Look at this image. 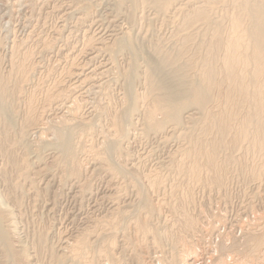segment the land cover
<instances>
[{"label":"rangeland","instance_id":"rangeland-1","mask_svg":"<svg viewBox=\"0 0 264 264\" xmlns=\"http://www.w3.org/2000/svg\"><path fill=\"white\" fill-rule=\"evenodd\" d=\"M147 1L119 0L118 3V0H0V4L3 5H0V14L4 13L0 15V76L2 75V78L6 75L8 78V80H6L8 81V85L11 83V85H7V87L10 88V90H16L14 94V100H12L13 104L11 101V110L9 109L10 113L13 116L12 118L14 119V125L16 126L13 125V128H9L8 130L5 127V131L3 130L2 126L0 127V197L4 201V206L8 209L9 212H11V219L2 221V224L4 226L5 224L9 225V221L15 224L14 225L13 223H11L13 226L11 225L9 227V231L12 237V244L15 246V249L25 248L26 253L28 254V260L26 261H24L23 259L21 260L20 258L17 259V257H13L14 259L16 258V262V260L6 258L5 252L3 251V248L1 249L0 245V264H56V257L63 256V254H65L66 256L69 255L67 254L69 252L64 249L67 243H71V241L81 237V235L85 236L88 234L91 236L90 238L88 235V241L90 239L92 240H90L91 242L89 241V244L91 245L86 249V252H84L82 256L84 257L89 249L88 254H86L87 257H81L80 261L79 259L74 260L67 256V259L63 261V264H87V262H89V264H108L109 262L106 260L110 259H112V261L110 260L109 264H141V260L143 264H150L151 262L152 264H157L158 262L154 259L158 256L159 264H167L166 261L168 262V264H172L173 262L171 263V261L174 259L176 264H178V262L180 264L182 262H187L184 264H216L214 261H219L218 263L221 264V257H225L224 260L227 259V264H236L235 262H239L237 264H240L242 260L240 261L239 258H246L244 260L246 261V264L247 260L248 264H262V262H264V257H261V260L259 259V257L264 254V252H260L264 251V243H262L264 242V144L263 148H261V151H257L259 148L255 149L251 147V144L249 143H251L252 133L250 132L252 131V127L249 128L248 131L250 132L248 133L250 134H248V137H246L245 139L247 140L248 138V141L243 140V145L241 142L239 145H235V149L233 148L234 146H224L225 148L222 147L220 148L221 151H218V162L219 164L223 165L221 170L223 178L220 184L216 183L215 185V183L212 184L211 181L208 182V180L211 179L209 177H211L210 175L212 174V170L207 169L206 166V169H203L204 166L201 167L202 170L200 169V177L202 176L201 179L203 181H191V179L194 178H192V175H190L191 172L188 169L192 164L190 163L192 161L188 160H192V156L194 155V153L190 152L193 151V149L191 150V146L193 145L192 143L194 139H196V137H200L202 140H204L205 138V141H210L213 139V137H216L215 131H209L206 133V135L205 133H203L202 125L204 124V121L202 122V120H204L203 118L205 115L203 114L201 116L202 112L194 108H187L181 113V121L179 123H174L172 120L167 119L165 126L160 130L151 129L148 125L149 119L147 118V111H149L148 108H151V106L154 104L152 95L149 94L146 87L147 85L145 73L147 72L146 70H148V65H150L148 56H153L155 58L156 56H158L154 53L156 48H158L156 50L158 54L159 48H162L164 52L170 51L171 54H175L176 58H178L177 61L181 62V60L183 59L180 65H184V60L186 59L193 61H196V59H198L199 62L201 61V58H204L205 55H207V48L205 44V40L207 37L204 38L202 36L205 34L202 33L204 29H206V27L210 29L211 27H214V24H218L220 26L223 21V24H221L220 27L223 31L222 33L226 35L228 30L230 29V21L232 20L228 17H232L234 14H236L234 12L239 13V11L241 10H239V8H236V5H234V0H232L234 2L233 4L231 0H220V2L218 0H178L174 3V6H171L172 8L170 7V9L168 8L166 10L157 6L156 3H153L154 0L149 1V3L151 4H149ZM60 5L63 7H61ZM182 5L185 9L182 8ZM199 5H204V7L206 8L209 7L208 10L211 9L209 10V13L210 17L212 18H210V21H212L209 23V26L205 27V24L204 26H202L203 23H201V21L195 22L194 25H186L183 22V19L186 18V15H188V13L194 7ZM177 7H180L182 11L180 9L179 10L181 12L178 11ZM159 8L162 10H160ZM187 9H189V11ZM184 10L186 11V14H183L185 12ZM240 14H244V11H241ZM242 16V20H246V22L243 21V25L245 26V24L248 23L249 19L245 14ZM215 18L218 20L216 21ZM181 21L184 24H181ZM216 22H220V24ZM6 23L8 25H6ZM184 25H186L187 28L185 26V29L182 30V28H184ZM184 35L191 36H188V38L190 39H188L187 42H185L184 40ZM20 36L23 37L21 38ZM179 36H182V39ZM124 38H126L125 42H123ZM178 40L180 41L179 43ZM182 40L187 43L186 45L189 48L185 45V43H181ZM21 41H23L24 43H22ZM21 43L23 45H21ZM47 44H50L49 49H47ZM15 45H18V51L16 50L17 46L15 48ZM183 45H185L186 47ZM19 46L21 47V49ZM43 46L47 49V51L45 48L43 49ZM182 46L183 49H178V47ZM11 47H13L14 50L11 49ZM162 49L160 50L161 52L159 56H162L164 53ZM197 49L200 51H197ZM11 50H13L12 52L14 53H12ZM19 50L21 53L27 54L28 57L29 55H32V57L30 56L31 58H28L32 63L29 62L26 56V60L24 61H26L25 65L27 64L28 66L23 65L24 61L20 64L19 59L20 61H22L25 54H21ZM185 50H188V52ZM28 51L33 52H30V54H28ZM174 52H176L177 54ZM12 54L13 56H15L13 57ZM17 54H21L23 56L21 57V55L18 56ZM179 54L181 56L185 54V56H182L180 60L181 56ZM10 55L14 59L16 58V62H14L12 57L10 58ZM191 55H193V58L191 57ZM10 61L12 63H15L16 65H18L19 63L22 67H20L19 69V65L16 68L14 67L16 65H12V67L10 66ZM187 62L185 65L186 67L184 66L186 68V74L188 72ZM32 65L35 66V69ZM10 69H12V71H10ZM20 69L25 72L20 74ZM30 69L34 71H31ZM197 69L198 66L197 68H194L192 70L197 71ZM165 70L167 73L164 72ZM165 70L163 71L165 75L169 72V75H166L167 77L173 80H177L178 74L176 75L174 73H178V71L176 72L172 70L171 74V69ZM188 70L189 72H191H188L189 78H196V72L194 73L190 68H188ZM9 71L11 72L10 74L7 73ZM28 71H31L32 73H29ZM104 72L106 73V75ZM193 73L195 74V76H193ZM22 74L27 75V79H30L28 80V82L27 80L24 81L25 86L22 85L23 81H21L22 90L20 92L17 90V84H20V82L18 83V81H20L19 78H21L20 75ZM170 74L173 78L170 77ZM10 75H12L13 77L16 75L19 76V78L16 76L13 78ZM173 75H175L176 77H174ZM9 79H12L10 83ZM13 79H16L15 83L13 82ZM12 87H14L15 89H13ZM47 89L51 90L48 91ZM16 93H18V95ZM22 93H25L24 96ZM58 93H60L61 95ZM32 94L34 95L33 97ZM56 94H58L59 97H57L60 98V100L56 97ZM15 95L18 97L22 95V98H19L18 100V97L15 98ZM54 95L55 97L53 98V101L51 97ZM131 95L132 97L135 96L137 98L135 103L136 106H134V104H131L130 106L129 104V98ZM148 95H150L152 99H150ZM47 97L49 99H47ZM24 98L25 100H23ZM64 98H67L68 100H65ZM28 99L32 100H30V104L34 106H31V109L33 110H31V112L34 115H37L40 111V116L38 115L39 119L41 120L42 118V121L43 119H47L43 122H48V125H50L49 128L53 127L56 123H59V121L63 118V120L68 119L70 125L76 129L75 131V129L73 128L74 134H72L73 144H77L76 146L74 145L76 148L74 153L75 157L73 156L72 158H77L78 162H76V159H74L75 161L71 159L73 163L70 161L68 163L69 165L72 164L70 166L66 163L65 160L61 161L66 164L60 163L59 158H62V156H59V147L56 144L42 147L39 151H36V145L39 142V139H37L39 137V129H33L32 127H30L28 129H32L30 131L27 130L28 132L25 133L24 137L21 138L19 129L25 118V115L22 113H25V109L28 108L26 105ZM34 99L35 102L33 101ZM44 100H48V102ZM52 102L56 104H52ZM45 103H48L50 105L49 106L47 104L49 109L47 105H45ZM214 103L215 102L211 101L209 104L210 110L212 111L217 110L215 109L216 107H214ZM244 109L246 110V107L241 108V110L239 111V117L246 113ZM41 114H43V117H41ZM156 114L157 116H159L157 117ZM156 114L155 116L157 118H162L163 116L160 115L161 113L159 111H156ZM90 119L92 120L89 121ZM53 121L55 122V124ZM51 122H53V124ZM71 122H73V125L71 124ZM119 125L122 129L121 131L120 128H118ZM76 127L79 128L77 129ZM80 127L83 128L80 129ZM42 130L47 131L46 128H42ZM210 132H212V134ZM51 135L52 132H50V130L47 131L46 136L50 137ZM113 137H117V139H114ZM76 138L80 141H76ZM189 139H191L192 141H189ZM246 146L248 148L250 146L251 149L249 148V150H245L247 148ZM252 149L255 150L253 151ZM227 150L229 152H227ZM230 151H232V153ZM96 152H99L98 154L101 156H99ZM188 153L190 154L188 155ZM182 154L184 155L182 156L183 158L181 157ZM25 155L27 158L25 157ZM96 155H98L100 158L102 156H106L107 160L105 157L100 159ZM227 156H229L230 159ZM23 157L26 158V160L29 159L27 161H29L28 163H30L28 165V167L30 166V172L27 171L28 168L26 172L22 171L23 169H26L23 168L26 161L22 160ZM103 159H105L106 162H104ZM108 160L109 164L111 163L110 169L107 162ZM180 160L182 161L179 162ZM228 160H230L231 162ZM79 161L82 163H79ZM101 164L104 166H101ZM177 164L182 165L177 166ZM19 165L23 166L20 167ZM63 165L66 169H64ZM98 165L101 168H96V166ZM17 166H19V168ZM76 166L79 169H76ZM182 166H184V168ZM68 167L75 169L77 171L76 174L70 175L68 172H66L68 171ZM178 167L180 168V171L182 170V173L177 170ZM114 168H116V170ZM185 168H187L186 171L184 170ZM252 168H254L253 171L251 170ZM255 168H257V170ZM261 168H263V173ZM106 169L108 170V172ZM20 170L21 173L19 172ZM60 170L66 173H62ZM254 170L256 172H259L261 174H259L260 177H262L260 178L258 177V175L253 177L252 173L254 172ZM186 172L188 174L190 172V174L188 175L186 174ZM204 172L208 176L206 175L205 177ZM21 174L24 176H22ZM62 174H64V182ZM22 177H26L27 179ZM59 181L61 184L59 183ZM155 181H157L158 183ZM13 183L17 184L18 186ZM203 183H205V185L207 186H205ZM221 183H223V185H221ZM157 184L160 188L157 187ZM137 187H139L141 190ZM118 189H121L120 192L122 194L118 191ZM138 189L140 190V192L142 191V193H140ZM117 194L118 196H120V199L118 198ZM144 201H149L155 207V209L152 210L149 209V207H147V209L145 207ZM116 211L117 213H115ZM185 214L188 215V217ZM110 215L113 217H111ZM145 216L147 217V219L149 218L148 222L150 223V227L153 224L152 228H155L154 230H158L160 232L159 236H161V238L159 239L161 240V242L159 241V246L157 244L156 246L151 243V240L153 241L151 235H146L145 238L143 237L144 234L135 230L136 226L133 225V223L135 224L137 220H140L139 218H141V220H145ZM179 217L180 220H177V218ZM191 218L192 220L193 218L195 220L192 221ZM105 219L110 222H107ZM110 219H112V221ZM95 220H97L98 222ZM115 220L117 221V223L115 222ZM187 220L190 222L195 221L194 223H191V228H188ZM256 221L260 222V224L263 226L261 227V225ZM104 224L107 226V228ZM96 226L98 227V229L96 228ZM108 226L109 228H111L109 229ZM256 226L259 228L257 229ZM200 228L202 229L200 230ZM95 229L97 230V232H99V238L102 235L104 236L103 239H101L102 237L100 239L98 238V233ZM111 229L112 232H114L115 234L117 233V236L111 233V237V234L106 232V230ZM94 230L95 232H93ZM253 230L258 234L259 232L260 234L262 233V235H258ZM100 231L102 233H100ZM136 231L137 233H135ZM208 231L211 232L209 233ZM252 231L254 234H252ZM38 232L41 236L45 234L43 236L44 238L46 236V238L44 239L46 242L44 241V244L40 249V245H38L37 243V239L40 238ZM42 233L44 234L42 235ZM96 233L97 236L94 237ZM207 233L210 234L211 237ZM206 234L209 236V238H206L208 237ZM38 235L39 237L37 238ZM137 235H142L144 240L142 237H138ZM247 235H251V237L258 236L261 240L259 241L260 251H256L258 253L253 251L257 255H253L254 253L252 252L251 248L254 244H251L250 242H253L254 240L255 243V240L258 239V237H252L253 239L251 238L252 240H250L248 239L250 237ZM107 236L108 238H105ZM183 236L186 238H184ZM201 236L204 237L206 241ZM164 237L166 238L164 239ZM244 237L245 239H248L247 241L250 245H246L245 243L243 245L242 242L240 243V241ZM93 238H95L94 240L97 241L94 242ZM104 238L106 239V241L108 239L111 240H108L109 242L104 241V243ZM114 239L117 241H115ZM245 239L242 241H246ZM135 240L137 241L134 242ZM185 240H188V243H185ZM98 241L101 242V244ZM137 242L142 243L139 245V243ZM182 242L184 243V245ZM231 242H233V245L231 244ZM237 243L238 245H236ZM35 244L38 246H36ZM105 244H108L109 246L112 245L110 246L112 248L110 249L108 245L106 246ZM189 245H192L190 246L191 248L196 247V249H198H190ZM114 246L116 247L114 248ZM131 246L132 248L130 249ZM134 246L136 247L134 248ZM218 246L219 249L221 248L220 250L217 249ZM229 246H231L232 248H230ZM238 246H240L241 249ZM243 246L246 247V250L248 248L249 249L245 251ZM140 247H143V249H141ZM227 247L228 249L232 250L230 252L229 250L226 251ZM233 247L235 248L233 249ZM42 248H45V251ZM100 248L102 249L101 252L99 250ZM187 248L190 249V253H183V251ZM94 249L97 251H95ZM135 250L139 251L136 252ZM194 251H197V253H195ZM248 251H250L251 255L255 257L247 255L250 254V252L247 253ZM96 252L97 257L95 258ZM106 252L107 257L105 256ZM184 252H186V250ZM55 254L61 255L57 256ZM237 254L239 257L237 256ZM259 254L261 255L259 256ZM65 255L63 257H65ZM217 255L222 256H220V258L216 257L217 259H215V256ZM230 255H232L231 258ZM53 256L55 260L53 259ZM212 256H214L215 260L212 258ZM233 256L236 257L232 258ZM256 256H258V258ZM92 257L95 259V262L92 260ZM249 257L250 259L255 258L253 260L255 262L256 260H259L257 263H255L252 261V259L250 260ZM160 258L162 260H160ZM84 259H87V261H85ZM182 259L185 260L183 261ZM78 260L80 263L78 262ZM210 260L211 263L209 262ZM233 260H235L234 263H232ZM249 260L253 263L249 262ZM162 261L164 263H161Z\"/></svg>","mask_w":264,"mask_h":264},{"label":"bare ground","instance_id":"bare-ground-1","mask_svg":"<svg viewBox=\"0 0 264 264\" xmlns=\"http://www.w3.org/2000/svg\"><path fill=\"white\" fill-rule=\"evenodd\" d=\"M8 1V0H7ZM24 1V0H23ZM147 1V0H146ZM150 1V0H149ZM149 1H147L148 3H149ZM178 0H154L153 1V3H156L157 4V6H159L160 8H163V9H170V7L173 5L174 6V3L175 2H177ZM185 1V0H184ZM189 1H191V0H189ZM202 1V0H201ZM219 2H220V0H218ZM222 1V0H221ZM232 1V0H231ZM235 1V3L232 1V4L234 3V5H236V8L238 9L239 8V10H241V11H244V14L246 15V17H248V19H249V21H248V23L247 24H245V26L243 25V21H245L246 22V20H242V18L241 17H243L242 15H244V14H240L241 13V11H239V13H237V12H234V13H236V14H234L231 18L230 17H228L229 19H232L230 22V29L228 30V32L226 33V35H224V33H222L223 31L221 30V24H223V21H222V23L220 24V22H216V23H219L220 24V26L218 25V24H214L213 26L214 27H211L210 29L208 28V27H206V26H209V23L212 21H210V11L209 10H211V9H209L208 10V8H206V7H204V5H199V6H196V7H194L189 13H188V15H186V18L185 19H183L184 21V23L186 24V25H191V24H193L194 25V23L195 22H197V21H201V23H203V25L202 26H204V24H205V27H206V29H204V31L202 32L204 35H202L204 38H206V40H205V44H206V48H207V55H205V57L204 58H201V61H199L198 62V59H196V61H193V60H187V61H189V62H187L186 60H184V62H185V64H184V62H183V64L184 65H180V63L182 62V60H181V58H182V56H185V54L184 55H180L181 57H180V60H181V62L180 61H177V59L178 58H176V55L175 54H171V52L169 51V52H164V50L162 49V48H159V54H158V52H156V50L158 49V48H156V50L154 51V53L155 54H157L158 56H156L155 58L153 57V56H148L149 57V60H150V65H148L149 67H148V70H146L147 72L145 73L146 74V87H147V90H148V92H149V94L150 95H152V98H151V96L150 95H148L149 97H150V99H152L153 100V102H154V104L151 106V108H148V110L149 111H147V114H148V119H149V121H148V125H149V127L151 128V129H153V130H160V129H162L164 126H165V123L167 122L166 120L167 119H169V120H172L174 123H179L181 120V113L185 110V109H187V108H194V109H196V110H198V111H200V112H202L201 113V116L204 114L205 116H204V120H202V122L204 123L203 125H202V131H203V133H205V135H206V133L207 132H209V131H215V133H216V137L214 138L213 137V139L212 140H210V141H205V138H204V140H202L200 137H196V139H194V141H193V145L191 146V150L193 149V151H190V152H192V153H194V155L192 156V160H188V161H192V162H190V163H192L190 166H189V171L191 172V174H190V172H189V174L190 175H192V178H194V179H191V181L193 180V182H194V180H196V181H198V180H201V181H203L202 179H201V177H200V174H201V167L202 166H204V168L203 169H206V167H207V169H211L212 170V174L210 175L211 177H209V178H211L210 180H208V179H206V180H208V182L209 181H211V183L213 184V183H215V185H216V183H219L220 184V182H222V178H223V174H222V164H219V160H218V157H219V155H218V151L220 152L221 151V149L220 148H222V147H227V146H234L233 148L235 149V145L237 146V144L239 145L241 142H242V145H243V142L244 141H248V138H247V140H245L246 139V137H248V134H250V133H252V137H251V143H249V144H251V147L252 148H255V149H258L257 151H261L262 149L261 148H263V144H264V0H234ZM101 2V1H100ZM99 2V3H100ZM182 2V1H181ZM180 2V3H181ZM206 2V1H205ZM16 3V2H15ZM107 3V2H106ZM118 3H119V0H118ZM6 4V3H5ZM4 4V5H5ZM38 4V3H37ZM73 4V3H72ZM146 4V3H145ZM149 4H151V3H149ZM155 4V5H156ZM177 4V3H176ZM0 5H2V4H0ZM34 5V4H33ZM36 5V4H35ZM43 5V4H42ZM3 6V5H2ZM61 6V5H60ZM59 6V7H60ZM70 6V5H69ZM145 6V5H144ZM183 6V5H182ZM181 6V7H182ZM209 6H211V5H209ZM232 6V5H231ZM5 7V6H4ZM8 7V6H7ZM28 7V6H27ZM53 7H54V5H53ZM61 7H63V6H61ZM136 7V6H135ZM2 8V7H1ZM56 8V7H55ZM159 8V9H160ZM172 8V7H171ZM178 8V11H180L181 10V8L180 7H177ZM182 8H184V6L182 7ZM211 8V7H210ZM233 8V7H232ZM12 9V8H11ZM53 9V8H52ZM57 9V8H56ZM136 9V8H135ZM134 9V10H135ZM156 9H157V7H156ZM180 9V10H179ZM185 9V8H184ZM213 9V8H212ZM235 9V8H234ZM70 10V9H69ZM160 10H162V9H160ZM188 11H189V9H187ZM2 11V10H1ZM174 11H175V9H174ZM182 11V10H181ZM180 11V12H181ZM185 11V10H184ZM231 11V10H230ZM234 11V10H233ZM238 11V10H237ZM4 12V11H3ZM9 12V11H8ZM226 12V11H225ZM2 13V12H1ZM174 13V12H173ZM183 13V12H182ZM228 13H229V11H228ZM232 13V12H231ZM2 14H4V13H2ZM2 14H0V15H2ZM6 14H8V13H6ZM10 14H11V12H10ZM9 14V15H10ZM23 14V13H22ZM50 14V13H49ZM175 14V13H174ZM183 14H186V11L183 13ZM63 15V14H62ZM178 15V14H177ZM179 15H180V13H179ZM185 16V15H184ZM224 16V15H223ZM4 17H5V15H4ZM11 17V16H10ZM10 17H8V18H10ZM31 17V16H30ZM60 17V16H59ZM182 17V16H181ZM222 17V16H221ZM220 17V18H221ZM226 17V16H225ZM8 18H7V20H8ZM167 18V17H166ZM177 18V17H176ZM217 18V17H216ZM215 18V19H216ZM4 19V18H3ZM12 19V18H11ZM10 19V20H11ZM26 19V18H25ZM62 19V18H61ZM212 19V18H211ZM226 19V18H225ZM246 19V18H245ZM218 19H216V21H217ZM223 20H224V17H223ZM18 21V20H17ZM221 21V20H220ZM47 22V21H46ZM182 21H181V24H184ZM214 22V21H213ZM244 22V23H245ZM55 23V22H54ZM66 23V22H65ZM81 23V22H80ZM86 23V22H85ZM51 24V23H50ZM67 24V23H66ZM3 25H4V21H3ZM6 25H8L7 23H6ZM26 25V24H25ZM74 25H75V23H74ZM78 25V24H77ZM186 25H184V28H182V30L183 29H185V26ZM196 25H197V23H196ZM1 26H2V23H1ZM52 26V25H51ZM55 26V25H54ZM80 26V25H79ZM7 27V26H6ZM186 28H187V26H186ZM33 29V28H32ZM57 29V28H56ZM223 29V28H222ZM59 30V29H58ZM75 30V29H74ZM11 31V30H10ZM56 31V30H55ZM54 31V32H55ZM59 32V31H58ZM8 33V32H7ZM114 33V32H113ZM186 33V32H185ZM201 33V34H202ZM15 34V33H14ZM18 34V33H17ZM32 34V33H31ZM30 34V35H31ZM72 34V33H71ZM189 34V33H188ZM191 34V33H190ZM196 34V33H195ZM179 35V34H178ZM197 35V34H196ZM200 35V34H199ZM208 35V36H207ZM48 36V35H47ZM60 36V35H59ZM185 36V35H184ZM183 36V37H184ZM189 36V35H188ZM188 36L186 35L185 37H184V40H185V42H187V40L188 39H190V38H188ZM192 36H193V34H192ZM201 36V37H202ZM17 37V36H16ZM21 37V36H20ZM23 37V36H22ZM21 37V38H22ZM25 37H26V35H25ZM90 37V36H89ZM122 37V36H121ZM125 37V36H124ZM180 37V36H179ZM189 37H191V36H189ZM209 37V38H208ZM247 37V38H246ZM28 38V37H27ZM56 38V37H55ZM58 38V37H57ZM181 39H182V36L180 37ZM112 39V38H111ZM114 39V38H113ZM14 40V39H13ZM71 40V39H70ZM124 41L123 42H125V40H126V38H124L123 39ZM192 40V39H191ZM202 41V40H201ZM204 41V40H203ZM22 43H24L23 41H21ZM26 42V41H25ZM50 42V41H49ZM107 42V41H106ZM180 41L178 40V43H179ZM183 40L181 41V43L183 44V43H185ZM189 42V41H188ZM18 43V42H17ZM20 43V42H19ZM21 43V45H23ZM41 43V42H40ZM47 43V42H46ZM53 43V42H52ZM66 43H68V42H66ZM180 43V44H181ZM2 44V43H1ZM27 44V43H26ZM44 44V43H43ZM56 44V43H55ZM126 44V43H125ZM179 44V45H180ZM187 43H185V45H186ZM203 44V43H202ZM201 44V45H202ZM3 45V44H2ZM14 45V44H13ZM48 45V44H47ZM50 45V44H49ZM49 45L47 46L48 48L47 49H49ZM52 45V44H51ZM185 45H183V46H185ZM5 46V45H4ZM16 46H17V51H18V45H15V48H16ZM29 46V45H28ZM76 46V45H75ZM112 46V45H111ZM157 46V45H156ZM176 46H177V44H176ZM183 46L182 47H178V49L179 48H181V49H183ZM187 46V45H186ZM185 46V47H186ZM203 46V45H202ZM201 46V47H202ZM14 47V46H13ZM13 47H11V49H13L14 50V48ZM20 47V46H19ZM40 47V46H39ZM114 47V46H113ZM188 47V46H187ZM197 47H198V45H197ZM196 47V48H197ZM23 48V47H22ZM45 47L43 46V49H44ZM53 48V47H52ZM76 48V47H75ZM174 48V47H173ZM189 48V47H188ZM20 49H21V47H20ZM29 49V48H28ZM42 49V50H43ZM46 49V48H45ZM47 49H46V51H47ZM139 49V48H138ZM143 49V48H142ZM154 49V48H153ZM163 50V55L162 56H159L160 55V50ZM181 49H180V51H181ZM13 50H11V52L13 51ZM25 50V49H24ZM39 50V49H38ZM52 50V49H51ZM62 50V49H61ZM176 50H177V48H176ZM195 50V49H194ZM193 50V51H194ZM206 50V49H205ZM22 51V50H21ZM41 51V50H40ZM91 51V50H90ZM150 51V50H149ZM168 51V50H167ZM172 51H173V49H172ZM183 51V50H182ZM185 51H187L188 52V50H185ZM184 51V52H185ZM197 51H200V50H198L197 49ZM16 52V51H15ZM19 52H20V50H19ZM18 52V53H19ZM25 52V51H24ZM29 52V51H28ZM30 52H33V51H30ZM30 52L28 53V54H30ZM144 52V51H143ZM183 52V53H184ZM12 53H14V52H12ZM17 53V52H16ZM21 53V52H20ZM27 53V52H26ZM59 53V52H58ZM138 53V52H137ZM153 53V52H152ZM173 53V52H172ZM174 53H176V52H174ZM181 53V52H180ZM182 53V54H183ZM186 53V52H185ZM193 53H195V52H193ZM197 53V52H196ZM21 54H25V53H21ZM21 54H17L18 56H20ZM42 54V53H41ZM90 54V53H89ZM96 54V53H95ZM94 54V55H95ZM110 54V53H109ZM132 54H133V52H132ZM177 54V53H176ZM205 54H206V52H205ZM16 55V56H17ZM34 55V54H33ZM142 55V54H141ZM194 55V54H193ZM193 55H191V57L193 56ZM12 56H13V54H12ZM11 55H10V58L12 57ZM15 56V55H14ZM13 56V57H14ZM23 55H21V57H22ZM27 56V57H26ZM32 57V55H29V57ZM12 57V58H13ZM28 59L29 57H28V55L27 54H25L24 55V58H23V60L22 61H20V59H19V62H20V64H21V62H23L24 60H26V58ZM30 57V58H31ZM76 57V56H75ZM98 57V56H97ZM179 57V56H178ZM190 57V56H189ZM190 57V58H191ZM19 58V57H18ZM42 58V57H41ZM132 58V57H131ZM186 58V57H185ZM184 58V59H185ZM193 58V57H192ZM22 59V58H21ZM195 59V58H194ZM11 60V59H10ZM13 60H14V62H16V58L14 59L13 58ZM18 60V59H17ZM29 60V59H28ZM32 60V59H31ZM111 60V59H110ZM11 62V61H10ZM29 62H30V60H29ZM90 62V61H89ZM186 62H187V67L188 68H190L191 70L192 69H194V68H197V66H198V69H197V71H193L195 74H197V76H196V78H192V79H190L189 78V73H191V72H189V70H188V68H187V71L189 72H187V74H186ZM196 62H198V63H196ZM24 64L23 65H25V63H26V61H24L23 62ZM30 63H32V62H30ZM69 63V62H68ZM147 63H148V61H147ZM20 64L18 63V65H16L15 63H12L11 62V65L10 66H14V65H16V66H14L15 68L18 66V69L20 68V67H22V66H20ZM27 65V64H26ZM25 65V66H26ZM33 65H35V64H33ZM32 65V66H33ZM12 66V67H13ZM28 66V65H27ZM37 66V65H36ZM82 66V65H81ZM185 66V67H184ZM12 67H9V68H12ZM34 67V69H35V66H33ZM146 67H147V65H146ZM25 68V67H24ZM29 68H30V66H29ZM82 68V67H81ZM95 68H97V67H95ZM28 69V68H27ZM26 69V70H27ZM32 69V68H31ZM30 69V70H31ZM94 69V68H93ZM100 69V68H99ZM165 69H171V74H172V70L173 71H178V73H174V74H178V77H177V80H173V79H170L169 77H167L166 75H169V72H168V74H164L163 73V71L165 70ZM8 70V69H7ZM13 70H14V68H13ZM22 70H23V68H22ZM21 69L19 70L20 71V74L21 73H24L23 71H22ZM168 70V71H169ZM190 70V71H191ZM196 70V69H195ZM10 71H12V69H10ZM7 72V73H11V72ZM15 71H17V70H15ZM31 71H34V70H31ZM30 71V72H31ZM29 72V71H28ZM28 72H27V75H28ZM29 72V73H30ZM72 72H73V70H72ZM96 72V71H95ZM102 72V71H101ZM165 73H167L166 72V70L164 71ZM15 73V72H14ZM13 73V74H14ZM32 73V72H31ZM34 73V72H33ZM47 73V72H46ZM70 73V72H69ZM80 73V72H79ZM83 73V72H82ZM105 73V72H104ZM109 73V72H108ZM193 73V74H194ZM51 74V73H50ZM71 74V73H70ZM92 74V73H91ZM98 74V73H97ZM171 74H170V77H172L171 76ZM195 74L193 75V76H195ZM27 75H24V74H22V75H20L21 76V78H19V76H16V77H18L19 79H20V81H18V83L20 82V84L18 85L17 84V90L18 91H20L21 92V90H22V86H21V81H23V84L22 85H24V81H26L27 80V82H28V80L30 79V78H28L27 79ZM89 75V74H88ZM103 75V74H102ZM105 75H106V73H105ZM104 75V76H105ZM192 75V74H191ZM191 75H190V77H191ZM2 76V75H1ZM1 76H0V127L2 126V128H3V130L5 129V127L7 128V130L9 129V128H13V125H14V119L12 118L13 116H12V114L10 113V110H11V107H10V105H11V101L12 100H14V94H15V91L16 90H10V88H8L7 87V85H8V81H6V80H8V78H7V76L5 75V77H2L1 78ZM10 76H12V75H10ZM14 76V77H15ZM174 77H176L175 75H173ZM192 76V77H193ZM13 77V76H12ZM13 77V78H14ZM30 77V76H29ZM85 77V76H84ZM133 77V76H132ZM173 78V77H172ZM89 79V78H88ZM91 79V78H90ZM95 79V78H94ZM174 79H176V78H174ZM12 80V79H11ZM11 80L9 79V83L11 82ZM16 80V79H15ZM15 80L13 79V82L15 83ZM91 81V80H90ZM106 81V80H105ZM12 82V83H13ZM17 82V81H16ZM38 82V81H37ZM86 82V81H85ZM13 83V84H14ZM26 83V82H25ZM61 83V82H60ZM102 83V82H101ZM40 84V83H39ZM79 84V83H78ZM9 85H11V83L9 84ZM8 85V86H9ZM15 85V84H14ZM13 85V86H14ZM74 85V84H73ZM73 85H72V87H73ZM102 85H104V84H102ZM25 86V85H24ZM24 86H23V89H24ZM52 87V86H51ZM57 87V86H56ZM71 87V88H72ZM93 87V86H92ZM101 87V86H100ZM103 87V86H102ZM13 89H15L14 87H12ZM40 88V87H39ZM55 88V87H54ZM75 88V87H74ZM77 88V87H76ZM86 89V88H85ZM88 89V88H87ZM35 90V89H34ZM48 90V89H47ZM49 90H51V89H49ZM48 90V91H49ZM73 90V89H72ZM69 91V90H68ZM67 92V91H66ZM12 93V94H11ZM31 93V92H30ZM49 93V92H48ZM64 93V92H63ZM62 93V94H63ZM17 95H18V93H16ZM23 94V93H22ZM25 94V93H24ZM24 94H23V96H24ZM58 94H60V93H58ZM58 94H56V97L58 96ZM68 94H70V93H68ZM78 94V93H77ZM20 95V94H19ZM31 95V94H30ZM53 95V94H52ZM61 95V94H60ZM147 95V94H146ZM22 96V95H21ZM18 97V96H16L15 95V98H17L18 97V100H19V98H22V97ZM26 96V95H25ZM34 95L32 94V97H33ZM46 96H47V94H46ZM46 96H45V98H46ZM48 96H49V94H48ZM71 96V95H70ZM147 96V97H148ZM31 97V98H32ZM55 97V95L54 96H52L51 98L53 99ZM59 97V96H58ZM57 97V98H58ZM61 97H64V96H61ZM144 97H145V95H144ZM26 98V97H25ZM25 98L23 99V100H25ZM44 98V99H45ZM33 99V98H32ZM47 99H49L48 97H47ZM59 100H60V98H58ZM65 100L67 99V98H64ZM77 99V98H76ZM30 100L31 99H28V101H27V107L28 108H26L25 110H26V112L25 113H22V114H24L25 115V118H24V121H23V123H22V125L20 126V129H19V134H20V136H21V138L22 137H24V135H25V133H27L28 131L27 130H29L28 128H30V127H32L33 129L35 128V129H39L40 130V132H39V135H38V133H37V135L39 136L37 139H39V142H38V144L36 145L37 146V148L35 149L36 151H39L42 147H45V146H48V145H54V144H56V145H58V147H59V152H60V157L62 156V158H59L60 160H59V162L60 163H62V164H68L70 161H71V159L72 160H74V159H76V162H78L77 161V158H72L73 156H74V153H75V150H76V148H75V146L77 145H75V143L73 144V135L72 134H74L73 133V126H71L70 125V123H69V121H68V119H66V120H63V118L60 120V119H58V120H60L59 121V123H56L55 124V122L54 121H56V120H54L53 122H54V126L53 127H51V128H49L50 127V125H48L49 123L48 122H43V121H46V120H44L43 119V121H42V118H41V120L39 119V117H38V115H39V113H40V111H39V113L37 114V115H34L32 112H31V106H33V105H31L30 103ZM55 100H57V99H55ZM68 100V99H67ZM71 100H73V99H71ZM127 100V99H126ZM136 100H137V98L134 96V97H132V95L130 96V98H129V104H130V106H131V104L133 105L134 104V106H136L135 105V103H136ZM144 100H145V98H144ZM32 101V100H31ZM34 102H35V99L33 100ZM44 101H47L48 102V100H44ZM43 101V102H44ZM50 101V100H49ZM53 101H54V99H53ZM84 101V100H83ZM211 101H213V102H215L214 104V107H216L215 109H217L216 111L214 110V111H212V110H210V102ZM18 102V101H17ZM42 102V101H41ZM51 102V101H50ZM49 102V103H50ZM61 102H63V101H61ZM72 102V101H71ZM70 102V103H71ZM126 102V101H125ZM151 102V101H150ZM77 103V102H76ZM81 103V102H80ZM12 104H13V101H12ZM33 104V103H32ZM48 103H45V105H47ZM51 104V103H50ZM52 104H56V103H53L52 102ZM73 104V103H72ZM82 104V103H81ZM128 104V105H129ZM34 105H35V103H34ZM49 105V104H48ZM48 105H47V107H48ZM64 105V104H63ZM68 105V104H67ZM12 106V105H11ZM43 106V105H42ZM50 106V105H49ZM126 106V105H125ZM150 106V105H149ZM34 107V106H33ZM46 107V108H47ZM52 107V106H51ZM67 107V106H66ZM74 107V106H73ZM72 107V108H73ZM102 107V106H101ZM246 107V113L244 114V115H241V117H239V111L241 110V108H245ZM36 108V107H35ZM35 108H33V109H35ZM42 108V107H41ZM44 108V107H43ZM45 108V109H46ZM54 108V107H53ZM69 108V107H68ZM10 109V110H9ZM44 109V110H45ZM48 109H49V107H48ZM58 109V108H57ZM63 109V108H62ZM14 110V109H13ZM24 110V109H23ZM47 110V109H46ZM66 110H68V109H66ZM77 110V109H76ZM33 111V110H32ZM42 111V110H41ZM74 111V110H73ZM129 111H130V109H129ZM156 111H159L161 114L160 115H163L162 116V118H157L158 116H157V114H156ZM242 111H243V109H242ZM241 111V112H242ZM35 112V111H34ZM46 112H48V111H46ZM67 112H69V111H67ZM101 112V111H100ZM117 112V111H116ZM13 113V112H12ZM41 113H43V112H41ZM45 113V112H44ZM73 113V112H72ZM78 113V112H77ZM128 113V112H127ZM155 114H156V116H155ZM159 114V113H158ZM188 114V113H187ZM199 114V113H198ZM9 115H11V116H9ZM14 115V114H13ZM42 116L41 117H43V114H41ZM45 115V114H44ZM93 115V114H92ZM116 115V114H115ZM40 116V115H39ZM76 116V115H75ZM114 116V115H113ZM62 117V116H61ZM112 117V116H111ZM129 117V116H128ZM192 117V116H191ZM201 118V117H200ZM93 119V118H92ZM92 119H90L89 121H91ZM147 119V120H148ZM73 120V119H72ZM78 120V119H77ZM113 120V119H112ZM198 120V119H197ZM86 121V120H85ZM53 122H51L52 124H53ZM118 122V121H117ZM126 122V121H125ZM73 122H71V124H72ZM111 123H112V121H111ZM121 123V122H120ZM119 123V124H120ZM200 123V122H199ZM77 124H79V123H77ZM85 124V123H84ZM118 124V123H117ZM40 125V126H39ZM73 125V124H72ZM75 125V124H74ZM86 125V124H85ZM200 125V124H199ZM198 125V126H199ZM14 126H16V125H14ZM76 126V125H75ZM252 127V131L250 132V131H248L249 130V128H251ZM31 128V129H32ZM42 128H46L47 129V131H49L50 130V132H52V135L50 136V137H48L49 135L48 134H50V133H48L47 135L48 136H46V133H47V131H43L42 130ZM77 128V127H76ZM79 128V127H78ZM77 128V129H78ZM81 128H83V127H80V129ZM112 128V127H111ZM118 128H120V125H119V127ZM30 129V130H31ZM75 129V128H74ZM190 129V128H189ZM6 130V129H5ZM4 130V131H5ZM15 130V129H14ZM29 130V131H30ZM90 130V129H89ZM122 129L120 128V131H121ZM75 131H76V129H75ZM74 131V132H75ZM85 131V130H84ZM111 131V130H110ZM201 131V132H202ZM7 132V131H6ZM16 132V131H15ZM248 132H250V133H248ZM78 133V132H77ZM113 133V132H112ZM211 134H212V132H210ZM5 134H7V133H5ZM35 134V133H34ZM85 134V133H84ZM31 135V134H30ZM81 135H82V133H81ZM106 135V134H105ZM204 135V134H203ZM204 135V136H205ZM208 135V134H207ZM76 136H77V134H76ZM80 136V135H79ZM116 136V135H115ZM8 137V136H7ZM36 137V136H35ZM81 137V136H80ZM210 137V136H209ZM212 137V136H211ZM5 138H6V136H5ZM33 138V137H32ZM78 138V137H77ZM76 138V141L78 140ZM114 139H117V137L115 138V137H113ZM81 139V138H80ZM111 139V138H110ZM193 139V138H192ZM208 140V139H207ZM244 140V141H243ZM78 141H80V140H78ZM91 141V140H90ZM103 141V140H102ZM112 141V140H111ZM116 141V140H115ZM189 141H192L191 139H189ZM250 142V141H249ZM26 143V142H25ZM77 143V142H76ZM80 143V142H79ZM78 143V144H79ZM9 145V144H8ZM18 145V144H17ZM75 145V146H74ZM101 145V144H100ZM16 146V145H15ZM241 146V145H240ZM248 146V145H247ZM246 146V147H247ZM193 147V148H192ZM224 147V148H225ZM242 147V146H241ZM1 148V147H0ZM7 148V147H6ZM185 148V147H184ZM229 148V147H228ZM231 148V147H230ZM236 148H238V147H236ZM243 148V147H242ZM249 148H250V146H249ZM249 148L247 147L245 150H249ZM82 149V148H81ZM95 149V148H94ZM93 149V150H94ZM100 149V148H99ZM220 149V150H219ZM239 149H240V147H239ZM251 149V148H250ZM254 149V150H255ZM90 150V149H89ZM181 150V149H180ZM230 150V149H229ZM232 150V149H231ZM253 150V149H252ZM253 150V151H254ZM263 150H264V148H263ZM11 151V150H10ZM185 151H186V149H185ZM185 151H184V154H185ZM187 151H189V150H187ZM225 151V150H224ZM251 151V150H250ZM250 151H248V152H250ZM252 151V152H253ZM77 152V151H76ZM88 152V151H87ZM178 152V151H177ZM227 152H229L228 150H227ZM231 153H232V151H230ZM245 152V151H244ZM247 152V151H246ZM256 152V151H255ZM254 152V153H255ZM37 153V152H36ZM97 153V152H96ZM95 153V154H96ZM99 153V152H98ZM97 153V154H98ZM106 153V152H105ZM183 153V152H182ZM57 154V153H56ZM79 154V153H78ZM190 153H188V155H189ZM92 155V154H91ZM99 155V154H98ZM98 155H96V156H98ZM107 155H109V154H107ZM177 155V154H176ZM227 155V154H226ZM225 155V156H226ZM229 155V154H228ZM99 156H101V155H99ZM98 156V158H100ZM182 156H184L183 154L181 155V157ZM186 156V155H185ZM25 157H26V155H25ZM38 157V156H37ZM75 157V156H74ZM80 157V156H79ZM92 157H94V156H92ZM105 158H106V160H107V157L106 156H104ZM103 156L101 157V158H104ZM178 157V156H177ZM228 158H229V156H227ZM232 157V156H231ZM22 158V157H21ZM20 158V159H21ZM27 158V157H26ZM26 158H24L23 157V161L24 160H26ZM36 158V157H35ZM39 158H40V156H39ZM96 158V157H95ZM100 158V159H101ZM110 158V157H109ZM111 158H112V156H111ZM183 158V157H182ZM185 158V157H184ZM227 158V159H228ZM55 159V158H54ZM191 159V158H190ZM230 159V158H229ZM27 160H29V159H27ZM25 161V164H24V166L23 165H19L20 167H22L23 166V168H26L25 170L23 169L22 171H25L26 172V170H27V168H28V172H30L29 171V168H30V166L28 167V165L30 164V163H28L29 161ZM61 160H65L66 161V163H63ZM98 160V159H97ZM96 160V161H97ZM104 160V162H106L105 161V159H103ZM102 160V161H103ZM187 160H185V161H187ZM224 160H225V158H224ZM231 160H232V158H231ZM14 161V160H13ZM75 161V160H74ZM81 161V160H80ZM79 161V163H82V162H80ZM172 161H174V160H172ZM182 160H180L179 162H181ZM185 161H183V162H185ZM228 161H230V160H228ZM234 161V160H233ZM20 162V161H19ZM54 162V161H53ZM72 162V161H71ZM101 162V161H100ZM108 162V164H109V160L107 161ZM178 162V163H179ZM231 162V161H230ZM24 163V162H23ZM73 163V162H72ZM116 163V162H115ZM189 163V164H190ZM221 163V162H220ZM58 164V163H57ZM105 164V163H104ZM111 164V163H110ZM110 164H109V169H110ZM117 164V163H116ZM180 164V163H179ZM187 164V163H186ZM186 164H183V165H186ZM252 164V163H251ZM38 165V164H37ZM69 165V164H68ZM70 165H72V164H70ZM69 165V166H70ZM78 165V164H77ZM82 165V164H81ZM99 165H100V163H99ZM99 165L98 166H96V168H101V167H99ZM182 165V164H181ZM181 165H178L177 164V166H181ZM19 166H17L18 168H19ZM58 166V165H57ZM61 166V165H60ZM79 166V165H78ZM101 166H104V165H102L101 164ZM108 166V165H107ZM188 166V165H187ZM206 166V167H205ZM4 167V166H3ZM63 167H64V165H63ZM67 167V166H66ZM72 167V166H71ZM69 168L68 167V171H66V170H64V171H66V172H68L70 175L71 174H76V170L75 169H72V168ZM81 167V166H80ZM115 167V166H114ZM183 168H184V166H182ZM181 167V168H182ZM261 167V166H260ZM5 168V167H4ZM42 168V167H41ZM60 168V167H59ZM85 168V167H84ZM95 168V169H96ZM107 168V167H106ZM112 168V167H111ZM116 168H118V167H116ZM116 168H114L115 170H116ZM124 168V167H123ZM187 168H185L184 170L186 171V169ZM22 169V168H21ZM44 169V168H43ZM63 169V168H62ZM64 169H66L65 167H64ZM76 169H79L77 166H76ZM105 169V168H104ZM180 168L178 167V169L177 170H179ZM201 169V170H200ZM253 169L254 168H252L251 170L253 171ZM256 170H257V168H255ZM18 170V169H17ZM40 170V169H39ZM107 170V169H106ZM115 170H113V171H115ZM120 170H121V168H120ZM123 170V169H122ZM261 170H262V173H263V168H261ZM61 171V170H60ZM80 171V170H79ZM94 171V170H93ZM92 171V172H93ZM110 171V170H109ZM118 171V170H117ZM180 171V170H179ZM204 171V170H203ZM206 171H208V170H206ZM20 173H21V170L19 171ZM18 172V173H19ZM39 172V171H38ZM62 172V171H61ZM66 172H62V173H66ZM107 172H108V170H107ZM181 173H182V170L180 171ZM187 172H188V170H187ZM186 172V174H188ZM5 173V172H4ZM17 173V174H18ZM35 173V172H34ZM41 173V172H40ZM112 173H114V172H112ZM180 173V174H181ZM183 173H185V172H183ZM206 173H208V172H206ZM252 173V172H251ZM22 174H23V172H22ZM21 174V175H22ZM27 174V173H26ZM30 174V173H29ZM68 174V175H69ZM111 174V173H110ZM179 174V173H178ZM188 174V175H189ZM204 174H205V172H204ZM260 173L259 172H256L255 170H254V172L252 173V175H253V177L254 176H257L258 175V177H260V175H259ZM3 175V174H2ZM19 175V174H18ZM43 175V174H42ZM63 175V182H64V174H62ZM62 175H60V176H62ZM69 175V176H70ZM114 175V174H113ZM206 175L207 174H205V177H206ZM251 175V174H250ZM22 176H24V175H22ZM28 176V175H27ZM26 176V177H27ZM74 176H77V175H74ZM159 176V175H158ZM208 176V175H207ZM26 177H22V178H26ZM29 177V176H28ZM27 177V178H28ZM51 177V176H50ZM81 177V176H80ZM190 177V176H189ZM251 177V176H250ZM262 177V176H261ZM260 177V178H261ZM4 178V177H3ZM26 178V179H27ZM34 178V177H33ZM53 178V177H52ZM60 178H62V177H60ZM153 178V177H152ZM155 178H157V177H155ZM154 178V179H155ZM208 178V177H207ZM49 179H51V178H49ZM147 179V178H146ZM153 179V180H154ZM25 180V179H24ZM156 180V179H155ZM7 181V180H6ZM38 181V180H37ZM51 181V180H50ZM75 181V180H74ZM135 181V180H134ZM151 181V180H150ZM157 181H159V180H157ZM157 181H155V182H157ZM16 182V181H15ZM61 182H62V179H61ZM149 182V181H148ZM208 182H206V183H208ZM11 183V182H10ZM59 183H60V181H59ZM76 183V182H75ZM84 183V182H83ZM158 183V182H157ZM196 183V182H195ZM202 183V182H201ZM200 183V184H201ZM13 184H15V183H13ZM19 184V183H18ZM61 184V183H60ZM152 184H153V182H152ZM204 185H205V183H203ZM15 185H17V184H15ZM41 185V184H40ZM50 185V184H49ZM133 185V184H132ZM149 185V184H148ZM209 185V184H208ZM221 185H223V183H221ZM18 186V185H17ZM155 186V185H154ZM153 186V187H154ZM190 186V185H189ZM191 186H192V184H191ZM205 186H207V185H205ZM211 186H213V185H211ZM218 186V185H217ZM220 186V185H219ZM10 187H12V186H10ZM81 187V186H80ZM120 187V186H119ZM157 187H159V185L157 184ZM187 187V186H186ZM17 188V187H16ZM29 188V187H28ZM45 188V187H44ZM58 188V187H57ZM61 188V187H60ZM59 188V189H60ZM137 188H139V187H137ZM149 188V187H148ZM156 188V187H155ZM160 188V187H159ZM173 188V187H172ZM206 188V187H205ZM140 189V188H139ZM138 189V190H139ZM57 190V189H56ZM88 190H89V188H88ZM141 190V189H140ZM140 190H139V192H140ZM226 190V189H225ZM86 191V190H85ZM118 191L120 192L121 191V189L119 190L118 189ZM191 191V190H190ZM16 192V191H15ZM59 192V191H58ZM57 192V193H58ZM136 192V191H135ZM138 192V193H139ZM5 193V192H4ZM121 193V192H120ZM140 193H142V191L140 192ZM144 193V192H143ZM188 193V192H187ZM186 193V194H187ZM192 193V192H191ZM119 194V193H118ZM118 194H117V196H118ZM122 194V193H121ZM55 195V194H54ZM58 195V194H57ZM120 195V194H119ZM142 195H144V194H142ZM171 195V194H170ZM35 197V196H34ZM114 197V196H113ZM120 196H118V198H119ZM29 199V198H28ZM113 199V198H112ZM117 199V198H116ZM120 199V198H119ZM118 199V200H119ZM19 201V200H18ZM115 201V200H114ZM114 201H113V203H114ZM20 202V201H19ZM145 202V201H144ZM157 202V201H156ZM159 202V201H158ZM112 203V202H111ZM118 203V202H117ZM138 203V202H137ZM170 204V203H169ZM175 206V205H174ZM19 207V206H18ZM108 207V206H107ZM124 207V206H123ZM145 207L147 208V207H149V209H155V207L149 202V201H146L145 202ZM139 208V207H138ZM177 208V207H176ZM52 209V208H51ZM148 209V208H147ZM120 210V209H119ZM137 210V209H136ZM140 210V209H139ZM179 210V209H178ZM118 211V210H117ZM117 211L115 212V213H117ZM121 211V210H120ZM160 211V210H159ZM158 211V212H159ZM264 211V210H263ZM119 212V211H118ZM122 212V211H121ZM153 212V211H152ZM10 213L11 212H9L8 211V209L4 206V201L1 199V197H0V245H1V249L3 248V251L5 252V255H6V258L8 259H12V260H16V258L14 259L13 257H17V259L18 258H20L21 260L23 259L24 261H26V260H28V254L26 253V250H25V248H21V249H15L14 247V245L12 244V237H11V233H10V229H9V227L12 225L11 223H13V222H10L9 221V225H6L5 224V226L2 224V221H5V220H9V219H11V215H10ZM119 214V213H118ZM176 214V213H175ZM180 214V213H179ZM178 214V215H179ZM253 214V213H252ZM257 214V213H256ZM105 215H107V214H105ZM123 215V214H122ZM142 215V214H141ZM186 215V214H185ZM184 215V216H185ZM215 215V214H214ZM111 216V215H110ZM120 216V215H119ZM148 216V215H147ZM187 217H188V215H186ZM185 216V217H186ZM101 217V216H100ZM106 217H108V216H106ZM111 217H113V216H111ZM140 217V216H139ZM146 217V216H145ZM144 217V218H145ZM257 217H259V216H257ZM97 218V217H96ZM104 218H105V216H104ZM138 218V217H137ZM136 218V219H137ZM135 219V218H134ZM140 220H137L136 222H135V224L133 223V225H135L136 226V229L135 230H137V231H139V232H141L142 234H144V236L143 237H145L146 238V235H151V237H152V239H153V241L151 240V243H153L154 245H158L159 244V241L161 242V240L159 239V238H161V236H159V231L158 230H154L155 228H152V225H151V227H150V223L148 222V219H147V217H146V219L144 220V219H142L141 220V218H139ZM180 220V217L179 218H177V220ZM185 219H187V218H185ZM184 219V220H185ZM215 219V218H214ZM254 219V218H253ZM264 219V218H263ZM103 220V219H102ZM106 220V219H105ZM104 220V221H105ZM111 221H112V219H110ZM114 220V219H113ZM190 220V219H189ZM191 220H192V218H191ZM193 220H195L194 218H193ZM192 220V221H193ZM210 220H212V219H210ZM95 221H97V220H95ZM107 222H110V221H108V220H106ZM188 221V220H187ZM190 222V221H188V228L190 227V225H191V223H194V222ZM214 221V220H213ZM8 222V221H7ZM98 222V221H97ZM97 222H95V223H97ZM115 222L117 223V221L115 220ZM247 222V221H246ZM257 223H259L260 224V222H258V221H256ZM100 223H101V221H100ZM102 223H104V222H102ZM113 223H114V221H113ZM112 223V224H113ZM148 223H149V225H148ZM185 223V222H184ZM254 223V222H253ZM14 224V223H13ZM106 224V223H105ZM104 224V225H105ZM109 224V223H108ZM121 224V223H120ZM207 224V223H206ZM243 224H244V222H243ZM255 224V223H254ZM15 225V224H14ZM95 225V224H94ZM97 225V224H96ZM101 225V224H100ZM99 225V226H100ZM103 225V226H104ZM110 225H111V223H110ZM114 225V224H113ZM117 225V224H116ZM208 225V224H207ZM211 225V224H210ZM261 225V224H260ZM264 225V224H263ZM263 225H261V227L263 226ZM13 226V225H12ZM89 226V225H88ZM93 226V225H92ZM106 226V225H105ZM163 226V225H162ZM185 226V225H184ZM186 226V227H187ZM192 226V225H191ZM245 226V225H244ZM259 226V225H258ZM95 227V226H94ZM113 227V226H112ZM115 227V226H114ZM161 227V226H160ZM198 227V226H197ZM206 227V226H205ZM257 227V226H256ZM93 228V227H92ZM96 228L98 229V227L96 226ZM106 228H107V226H106ZM108 228H109V226H108ZM111 228V227H110ZM109 228V229H110ZM183 228H185V227H183ZM191 228V227H190ZM192 228H194V227H192ZM210 228V227H209ZM243 228V227H242ZM246 228V227H245ZM259 227H257V229H258ZM94 229V228H93ZM124 229V228H123ZM194 229H196V228H194ZM202 228H200V230H201ZM205 229V228H204ZM206 229H208V228H206ZM213 229V228H212ZM244 229V228H243ZM242 229V230H243ZM256 229V230H257ZM14 230V229H13ZM50 230V229H49ZM96 230V229H95ZM95 230L93 231V232H95ZM100 230V229H99ZM104 230H105V228H104ZM118 230H119V228H118ZM134 230V231H135ZM160 230V229H159ZM198 230V229H197ZM211 230V229H210ZM239 230V229H238ZM263 230V229H262ZM11 231H12V229H11ZM116 231V230H115ZM137 231L135 232V233H137ZM188 231H189V229H188ZM188 231H187V233H188ZM244 231V230H243ZM254 231V230H253ZM253 231H252V234H254L253 233ZM259 231V230H258ZM91 232H92V230H91ZM96 232H97V230H96ZM106 232H108V233H112V234H114V235H116L114 232H112V229L111 230H106ZM171 232V231H170ZM200 232V231H199ZM198 232V233H199ZM209 232V231H208ZM211 232V231H210ZM209 232V233H210ZM228 232V231H227ZM245 232V231H244ZM251 232V231H250ZM249 232V233H250ZM255 233H257L256 231H254ZM263 232V231H262ZM39 233V232H38ZM37 233V234H38ZM98 233V238H99V232H97ZM97 233L94 235V237L95 236H97ZM100 233H102L101 231H100ZM105 233V232H104ZM122 233V232H121ZM134 233V232H133ZM184 233V232H183ZM202 233V232H201ZM205 233V232H204ZM44 233H42V235H43ZM84 234V233H83ZM91 234V233H90ZM109 234V235H110ZM112 234L110 235L111 237H112ZM139 234V233H138ZM208 234V233H207ZM206 234V235H207ZM230 234V233H229ZM245 234V233H244ZM258 234V233H257ZM39 235H40V233H39ZM39 235L37 236V238L39 237ZM45 235V234H44ZM43 235V236H44ZM85 235V234H84ZM89 235V234H88ZM88 235H85V236H82L81 235V237H79V238H76L75 240H73V241H71V243H67L66 244V246L64 247V249H66V251H68L69 253H67V254H69V255H67L68 257H70V258H72V259H74V260H76V259H81V257L83 256V254H84V252H86V249L91 245V244H89V241L91 240H89L88 241V238L90 237L91 238V236L89 235V237H88ZM105 235V234H104ZM106 235H107V233H106ZM105 235V236H106ZM124 235V234H123ZM181 235V234H180ZM185 235V234H184ZM195 235V234H194ZM199 235V234H198ZM200 235H202V234H200ZM209 236H210V234H208ZM207 235V236H208ZM225 235V234H224ZM258 235H262V233L260 234V232H259V234ZM43 236H41L40 235V238L39 239H37L38 241H37V243H38V245H40V247H39V249L41 248V246L44 244V239L46 238V236H45V238L43 237ZM79 236V235H78ZM77 236V237H78ZM100 236H101V234H100ZM117 236V235H116ZM135 236H136V234H135ZM138 236V235H137ZM140 236V235H139ZM138 236V237H139ZM179 236V235H178ZM204 236V235H203ZM209 236L208 237H206V238H209ZM247 236H249V235H247ZM72 237V236H71ZM102 237V238H101ZM100 238L101 239H103V235L101 236ZM124 237V236H123ZM140 237H142V235L140 236ZM142 237V238H143ZM180 237V236H179ZM178 237V238H179ZM184 237V236H183ZM202 237V236H201ZM211 237V236H210ZM243 237V236H242ZM246 237V236H245ZM245 237L242 239V240H244L245 239ZM250 238H248V239H250V240H252L253 238H256V237H258V236H256V237H251V235L249 236ZM66 238V237H65ZM99 238V239H100ZM105 238H108V236L107 237H105ZM104 238V239H105ZM116 238V237H115ZM133 238H136V237H133ZM166 237H164V239H165ZM172 238V237H171ZM184 238H186V237H184ZM183 238V239H184ZM202 238H204V237H202ZM252 238V239H251ZM262 238V237H261ZM264 238V237H263ZM262 238V239H263ZM68 239V238H67ZM66 239V240H67ZM73 239V238H72ZM95 238H93V240H94ZM97 239V238H96ZM98 239V240H99ZM113 239V238H112ZM130 239H131V236H130ZM176 239V238H175ZM188 239V238H187ZM248 239H245L246 241L248 240ZM109 240V239H108ZM106 241V239L105 240H103V242L104 241H106V242H109V241ZM115 240V239H114ZM123 240H124V238H123ZM123 240H121V241H123ZM142 240V239H141ZM140 240V241H141ZM143 240H144V238H143ZM147 240H148V238H147ZM168 240V239H167ZM177 240V239H176ZM180 240V239H179ZM182 240V239H181ZM197 240V239H196ZM204 240H205V238H204ZM203 240V241H204ZM208 240V239H207ZM225 240V239H224ZM238 240V239H237ZM240 241V243L242 242L243 243V245H244V243L246 244V245H250L249 243H248V241H247V243H246V241ZM68 241V240H67ZM92 241V240H91ZM90 241V242H91ZM95 241H97V240H94V242ZM100 241H102V240H100ZM113 241V240H112ZM111 241V242H112ZM115 241H117V240H115ZM115 241H114V245H115ZM137 240H135L134 242H136ZM206 241V240H205ZM204 241V242H205ZM228 241V240H227ZM231 241V240H230ZM234 241V240H233ZM259 241H261L260 239H259V237H258V239H256L255 240V243H254V240H253V242H250L251 244H254L253 245V247L251 248V250H252V252L253 251H258L259 249H260V245H259ZM46 242V241H45ZM99 242V241H98ZM103 242H102V244H103ZM134 242H133V245H134ZM144 242V241H143ZM149 242V241H148ZM166 242V241H165ZM175 242V241H174ZM188 243V240L186 241L185 240V243ZM198 242V241H197ZM196 242V243H197ZM236 242V241H235ZM36 243V242H35ZM97 243V242H96ZM100 244H101V242H99ZM105 243V242H104ZM127 243V242H126ZM137 243H139V242H137ZM142 242H140L139 243V245L141 244ZM147 243V242H146ZM170 243V242H169ZM180 243V242H179ZM183 243V242H182ZM209 243V242H208ZM233 242H231V244H232ZM262 243H264V242H262ZM61 244V243H60ZM111 244V243H110ZM113 244V243H112ZM129 244V243H128ZM189 244H190V242H189ZM207 244V243H206ZM36 245V244H35ZM38 245H36V246H38ZM94 245H95V243H94ZM94 245H92V246H94ZM106 245V244H105ZM108 245V244H107ZM106 245V246H107ZM156 245V246H157ZM182 245V244H181ZM183 245H184V243H183ZM209 245V244H208ZM233 245V244H232ZM231 245V246H232ZM236 245H238V243L236 244ZM235 245V246H236ZM245 245V246H246ZM262 245V244H261ZM48 246V245H47ZM52 246V245H51ZM91 246V247H92ZM104 246V245H103ZM105 246V247H106ZM110 246H112V245H110ZM109 245H108V247L111 249L112 247H110ZM126 246V245H125ZM125 246H123V247H125ZM129 246V245H128ZM147 246V245H146ZM159 246V245H158ZM190 246H192V245H189V247ZM197 246V245H196ZM221 246V245H220ZM224 246V245H223ZM231 246H229L230 248H232ZM45 247V246H44ZM59 247V246H58ZM97 247H99V246H97ZM116 246H114V248H115ZM136 246H134V248H135ZM183 247H186V246H183ZM188 247V248H189ZM226 247V246H225ZM238 247H240V246H238ZM247 247V246H246ZM246 247H244L243 246V248L245 249ZM251 247V246H250ZM38 248V247H37ZM49 248V247H48ZM93 248H95V247H93ZM101 248H103V247H101ZM99 249L100 250V252H101V250L102 249ZM113 248V249H114ZM128 248V247H127ZM132 248V246L130 247V249ZM134 248H133V250H134ZM139 248V247H138ZM141 248V247H140ZM155 248V247H154ZM185 249L186 250V252H184L183 251V253H188L189 252V250L190 249H194L195 248V250H197L196 249V247H194V248H191L190 247V249ZM235 247H233V249H234ZM237 248V247H236ZM42 249H44V251H45V248H42ZM51 249H52V247H51ZM51 249H50V251H51ZM63 249V248H62ZM113 249H112V251H113ZM126 249V248H125ZM129 249V250H130ZM141 249H143V247L141 248ZM140 249V250H141ZM216 249V248H215ZM217 249H219V246H218V248ZM216 249V250H217ZM221 249V248H220ZM219 249V250H220ZM224 249H226V248H224ZM240 249H241V247H240ZM240 249H239V251H240ZM249 249V248H248ZM247 249V250H248ZM95 250V249H94ZM108 250V249H107ZM132 250V251H133ZM206 250V249H205ZM227 250H229V252L232 250V249H228V247H227V249H226V251ZM236 250V249H235ZM246 249H245V251H247ZM264 250V249H263ZM41 251H43V250H41ZM48 251V250H47ZM59 251V250H58ZM88 251H89V249H88ZM88 251H87V253L86 254H88ZM91 251V250H90ZM95 251H97V250H95ZM104 251V250H103ZM136 251V250H135ZM137 251H139V250H137ZM136 251V252H137ZM159 251V250H158ZM192 251V250H191ZM224 251V250H223ZM225 251V252H226ZM237 251H238V249H237ZM260 251V250H259ZM36 252V251H35ZM99 252V251H98ZM125 252V251H124ZM134 252V251H133ZM193 252V251H192ZM191 252V253H192ZM195 253H197V251H194ZM218 252H220V251H218ZM222 252V251H221ZM229 252H228V254H229ZM250 251H248L247 253H249ZM260 252H264V251H260ZM38 253H40V252H38ZM55 253V252H54ZM63 253V252H62ZM66 253V252H65ZM104 253V252H103ZM112 253V252H111ZM146 253V252H145ZM156 253H157V251H156ZM190 253V252H189ZM215 253H217V252H215ZM237 253V252H236ZM241 253V252H240ZM246 253V254H247ZM254 253V252H253ZM256 253H258V252H256ZM37 254V253H36ZM43 254V253H42ZM50 254V253H49ZM86 254H85V256L84 257H82V258H86L87 256H86ZM96 255H95V258L97 257V252L95 253ZM108 254H109V252H108ZM141 254V253H140ZM139 254V255H140ZM194 254V253H193ZM219 254H222V253H219ZM232 254V253H231ZM41 255V254H40ZM51 255V254H50ZM53 255V254H52ZM55 255H57V254H55ZM59 255H61V254H59ZM59 255H57V256H59ZM65 254H63V256H64ZM91 255V254H90ZM94 255V254H93ZM136 255V254H135ZM134 255V256H135ZM144 255V254H143ZM158 255V254H157ZM184 255V254H183ZM224 255H225V253H224ZM235 255V254H234ZM240 255V254H239ZM247 255H251V252H250V254H247ZM253 255H257V254H253ZM253 255H251V256H253ZM261 254H259V256H260ZM264 254H262V256H260L259 257V259L261 260V257H264L263 256ZM63 256H60V257H56V264H63L64 262V260L65 259H67V256L65 255V257H63ZM104 256V255H103ZM106 257H107V252H106V255H105ZM109 256V255H108ZM145 256V255H144ZM147 256V255H146ZM156 256V255H155ZM220 256H222V255H220ZM220 256L219 255H217V256H215V259H217L216 257H219L220 258ZM231 256L232 255H230V258H231ZM237 256H238V254H237ZM241 256H242V254H241ZM240 256V257H241ZM246 256V255H245ZM51 257V256H50ZM113 257V256H112ZM153 257V256H152ZM176 257V256H175ZM178 257H179V255H178ZM184 257V256H183ZM182 257V258H183ZM229 257V256H228ZM234 257H236V256H233L232 258H234ZM239 257V256H238ZM247 257V256H246ZM253 257H255V256H253ZM257 258H258V256H256ZM89 258H90V256H89ZM100 258H101V256H100ZM103 258H105V257H103ZM110 258V257H109ZM114 258V257H113ZM173 258V257H172ZM177 258V257H176ZM180 258H181V255H180ZM212 258L214 259V256H212ZM219 258H218V260H219ZM225 258V257H224ZM224 258L223 257H221L220 258V263L221 264H227V262H226V260L227 259H225L224 260ZM248 258V257H247ZM53 259H54V256H53ZM178 259V258H177ZM214 259V260H215ZM246 259V258H245ZM245 259H240L239 258V260L241 261L242 260V264L244 263V264H246V261H244ZM249 259H250V257H249ZM252 259V258H251ZM250 259V260H251ZM255 258H253L252 259V261L254 260ZM258 259V260H259ZM4 260H6V259H4ZM55 260V259H54ZM69 260V259H68ZM73 260V261H74ZM79 260H78V262H79ZM85 260V259H84ZM89 260V259H88ZM92 260L94 261L95 259L92 257ZM111 261H112V259H110ZM110 260H106V261H108L109 263H110ZM136 260V259H135ZM154 260H156L158 263L157 264H159V256L158 257H156ZM160 260H162L161 258H160ZM167 260V259H166ZM175 260V259H174ZM174 260H170L171 261V263L172 264H176L175 263V261ZM183 260V259H182ZM181 260V261H182ZM185 260V259H184ZM183 260V261H184ZM186 260H188V259H186ZM196 260V259H195ZM212 260V259H211ZM211 260L209 261L210 263H211ZM217 260V261H218ZM249 260V262H251ZM258 260H256V262L255 261H253V262H255V263H257L258 262ZM81 261V260H80ZM85 261H87V259L85 260ZM139 261H140V258H139ZM138 261V262H139ZM152 261H153V259H152ZM165 261V260H164ZM177 261H179V260H177ZM180 261V262H181ZM213 261V260H212ZM234 261L235 260H233V262L232 263H234ZM236 261H237V259H236ZM262 261H263V258H262ZM261 261V262H262ZM16 262H17V260H16ZM38 262V261H37ZM91 262V261H90ZM95 262V261H94ZM114 262V261H113ZM216 264H219L218 262H216V261H214ZM229 262V261H228ZM253 262H251V263H253ZM260 262V261H259ZM74 263V262H73ZM80 263V262H79ZM83 263V262H82ZM100 263V262H99ZM108 263V264H109ZM115 263V262H114ZM137 263V262H136ZM145 263V262H144ZM161 263H164L163 261L161 262ZM166 263L168 264V262L166 261ZM184 263H187V262H182L181 264H184ZM213 263V262H212ZM236 264L237 263H239V262H235ZM240 263V264H241ZM264 262H262V264H263ZM69 264V263H68ZM87 264H89V262H87ZM92 264V263H91ZM97 264V263H96ZM140 264V263H139ZM141 264H143L142 263V260H141ZM150 264H152V262L150 263ZM155 264V263H154ZM170 264V263H169ZM178 264H180L179 262H178ZM247 264H248V260H247ZM250 264V263H249ZM258 264V263H257ZM261 264V263H260Z\"/></svg>","mask_w":264,"mask_h":264}]
</instances>
